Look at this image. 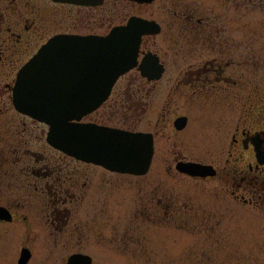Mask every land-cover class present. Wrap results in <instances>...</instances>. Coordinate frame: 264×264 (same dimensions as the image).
<instances>
[{
    "label": "flooded vegetation",
    "instance_id": "flooded-vegetation-1",
    "mask_svg": "<svg viewBox=\"0 0 264 264\" xmlns=\"http://www.w3.org/2000/svg\"><path fill=\"white\" fill-rule=\"evenodd\" d=\"M131 18L150 31L101 123L89 121L149 134L151 159L133 172L52 148L11 95L16 71L50 39L105 37ZM260 70L264 0H0V264H264ZM28 123L38 140H22Z\"/></svg>",
    "mask_w": 264,
    "mask_h": 264
},
{
    "label": "water",
    "instance_id": "water-1",
    "mask_svg": "<svg viewBox=\"0 0 264 264\" xmlns=\"http://www.w3.org/2000/svg\"><path fill=\"white\" fill-rule=\"evenodd\" d=\"M62 1L81 5L101 2ZM127 32L129 28L106 38L69 40L67 54L58 53L54 49L58 43L53 42L20 71L13 94L17 107L50 124L48 142L58 150L100 164L101 160H117L120 169L134 171L141 167L137 160L150 158L151 150H146L143 138L70 122L97 109L116 77L133 66L140 35ZM184 170L203 174V169L193 165Z\"/></svg>",
    "mask_w": 264,
    "mask_h": 264
},
{
    "label": "rangeland",
    "instance_id": "rangeland-1",
    "mask_svg": "<svg viewBox=\"0 0 264 264\" xmlns=\"http://www.w3.org/2000/svg\"><path fill=\"white\" fill-rule=\"evenodd\" d=\"M256 18L257 17H252L251 16V21H255L256 20ZM249 50H251V55L256 59V60H251V63L252 62H254L253 64H251V65H255V66H257L258 67V64H257V60H258V58H260V56L262 55V53H263V50H261L260 48H259V44L257 43V40H255V39H250V49ZM250 68L252 69V66H250ZM13 71H12V73H11V77L9 78V82H10V80H11V78L13 77ZM251 74H254L255 76H253L252 78H255V80H257V79H259V77H263L264 78V70H260V71H258V72H251ZM258 83V82H257ZM7 105V104H6ZM218 111H222V108H221V106H220V104H218ZM97 119V121H98V123L100 122L101 123V108L100 109H97V111H95L94 113H92V115L91 116H89L88 118H85V120H87V121H89V120H91V119ZM10 123H14V122H12V119H11V122ZM15 124V123H14ZM29 123L27 124V133H26V131H25V135L23 136V138H22V140H27L28 141V139H30L31 138V140L33 141V137H35L37 140L39 139V132L37 131L34 135H31V136H29L28 135V132H29ZM24 126L23 125H21L20 126V129L22 130V128H23ZM20 130V131H21ZM30 133V132H29ZM30 140V141H31ZM40 142H42L43 144H44V142H43V137H42V141H40ZM10 143L12 144V145H14L15 144V142L13 141V140H11L10 139ZM44 150V149H43ZM224 232V231H223ZM223 232H219V233H223ZM228 233V232H227ZM237 234H235L234 236H232V238H230L229 240H232V239H236V236ZM230 249V248H229ZM101 264H105V263H101ZM109 264H112V263H109ZM126 264V263H125ZM170 264H176V263H170ZM177 264H181V263H177ZM201 264H258L257 262H255V261H244V260H234V261H232V262H230L229 261V259H227L226 261H218V262H204V263H201Z\"/></svg>",
    "mask_w": 264,
    "mask_h": 264
}]
</instances>
